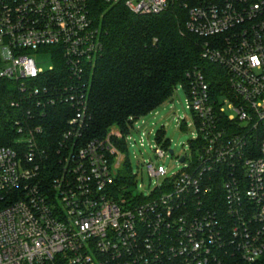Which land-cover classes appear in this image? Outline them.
I'll use <instances>...</instances> for the list:
<instances>
[{"label":"built area","instance_id":"built-area-1","mask_svg":"<svg viewBox=\"0 0 264 264\" xmlns=\"http://www.w3.org/2000/svg\"><path fill=\"white\" fill-rule=\"evenodd\" d=\"M94 0H0V79L19 83V138L0 148V264H214L264 256V0H103L135 15L179 7L201 58L226 72L187 75L195 138L175 176L146 163L157 185L136 193L122 132L87 141L100 55ZM50 56L48 70L36 57ZM62 62L60 79L50 80ZM62 107L58 173L45 183V118ZM21 115V116H20ZM42 117V118H40ZM140 120V119H139ZM131 132L135 129V124ZM130 132V133H131ZM116 141L124 145L121 149ZM165 138L157 159L171 151ZM174 156V153L171 154ZM184 158L185 161L181 162ZM127 164H129L127 168Z\"/></svg>","mask_w":264,"mask_h":264},{"label":"trees","instance_id":"trees-1","mask_svg":"<svg viewBox=\"0 0 264 264\" xmlns=\"http://www.w3.org/2000/svg\"><path fill=\"white\" fill-rule=\"evenodd\" d=\"M91 16L102 49L95 66L85 75L90 87L88 129L84 134L87 141L105 140L113 127L126 137L136 121L171 100L178 85L187 90L190 71L204 70L212 87L217 76L226 80L224 69L201 58L202 40L186 29V13L177 6L158 15L140 16L123 4L110 6L94 0ZM61 63L48 75L50 80L64 77ZM21 100L19 83L0 79V148L13 146L19 138L14 124L19 109L11 104ZM62 110L51 108L44 122L45 146L51 155L42 172L45 183L58 173L57 147L66 130ZM163 138L165 131L159 133L158 141ZM116 144L124 149L123 144ZM214 264L242 263L225 256L221 263ZM251 264H264V256Z\"/></svg>","mask_w":264,"mask_h":264},{"label":"rangeland","instance_id":"rangeland-1","mask_svg":"<svg viewBox=\"0 0 264 264\" xmlns=\"http://www.w3.org/2000/svg\"><path fill=\"white\" fill-rule=\"evenodd\" d=\"M36 60L39 68L44 70L52 65L47 55H39ZM161 131H165V140H168V148L174 156L168 152L165 158L157 159L155 150L160 144L158 136ZM195 135L194 115L188 108L187 92L180 84L171 100L140 118L135 129L125 137L131 169L125 170L123 175H135L136 187L132 186V189L136 193L149 194L156 187L157 179L150 177L145 168L146 163L163 166L168 177L180 173L183 167L178 158L190 154V144Z\"/></svg>","mask_w":264,"mask_h":264},{"label":"water","instance_id":"water-1","mask_svg":"<svg viewBox=\"0 0 264 264\" xmlns=\"http://www.w3.org/2000/svg\"><path fill=\"white\" fill-rule=\"evenodd\" d=\"M171 154H173V152H171ZM184 161H185V159H184V158H182V159H181V162H184Z\"/></svg>","mask_w":264,"mask_h":264}]
</instances>
